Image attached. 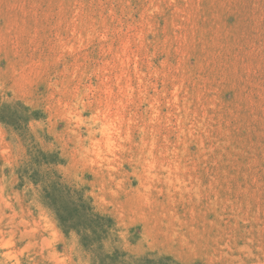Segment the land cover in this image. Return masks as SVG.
Here are the masks:
<instances>
[{"label": "rangeland", "instance_id": "374dc122", "mask_svg": "<svg viewBox=\"0 0 264 264\" xmlns=\"http://www.w3.org/2000/svg\"><path fill=\"white\" fill-rule=\"evenodd\" d=\"M0 264H264V0H0Z\"/></svg>", "mask_w": 264, "mask_h": 264}, {"label": "bare ground", "instance_id": "6f19581e", "mask_svg": "<svg viewBox=\"0 0 264 264\" xmlns=\"http://www.w3.org/2000/svg\"><path fill=\"white\" fill-rule=\"evenodd\" d=\"M110 127H112V126H110ZM107 132V131H106ZM109 133V132H108ZM110 140V139H109ZM110 147V146H109Z\"/></svg>", "mask_w": 264, "mask_h": 264}]
</instances>
